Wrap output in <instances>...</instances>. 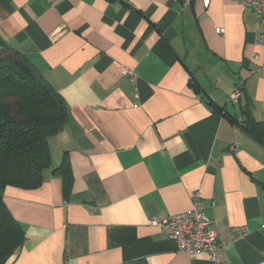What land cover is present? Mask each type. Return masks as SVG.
<instances>
[{
    "label": "crops",
    "instance_id": "1",
    "mask_svg": "<svg viewBox=\"0 0 264 264\" xmlns=\"http://www.w3.org/2000/svg\"><path fill=\"white\" fill-rule=\"evenodd\" d=\"M258 24L235 0H0V41L29 58L68 112L48 139L41 185L3 190L24 231L6 264H212L147 224L186 210L197 189L219 264H264V148L189 85L192 75L237 118L249 98L264 120ZM239 80L243 97L227 102ZM64 151L67 198L51 171ZM236 226L244 234L231 239Z\"/></svg>",
    "mask_w": 264,
    "mask_h": 264
},
{
    "label": "trees",
    "instance_id": "2",
    "mask_svg": "<svg viewBox=\"0 0 264 264\" xmlns=\"http://www.w3.org/2000/svg\"><path fill=\"white\" fill-rule=\"evenodd\" d=\"M239 82L242 96L233 102L229 94ZM189 85L214 112L264 148V120L253 116L249 98L240 102L242 81L235 82L227 94V102H240V118L215 103L192 75ZM67 119L64 101L29 58L0 41V264H6L24 240L21 224L3 201V190L7 186L34 189L41 185L43 170L51 166L48 139ZM51 171L60 177L62 194L67 198L73 179L66 151Z\"/></svg>",
    "mask_w": 264,
    "mask_h": 264
},
{
    "label": "built area",
    "instance_id": "3",
    "mask_svg": "<svg viewBox=\"0 0 264 264\" xmlns=\"http://www.w3.org/2000/svg\"><path fill=\"white\" fill-rule=\"evenodd\" d=\"M191 0H183L186 5ZM207 6L209 0H200ZM243 7L250 9L259 17V24L255 35V44L264 48V0H235ZM222 33L223 28H215ZM255 57V56H254ZM242 96L241 82L236 84L229 94V100L236 102ZM190 206L181 212L170 214L161 219L149 218L147 224L161 230L176 243L178 251L186 252L190 257L204 252L212 264L220 263L222 243L217 239L211 221L205 214L199 190L190 193ZM245 229L240 226L231 228L230 238L235 239L244 234Z\"/></svg>",
    "mask_w": 264,
    "mask_h": 264
}]
</instances>
